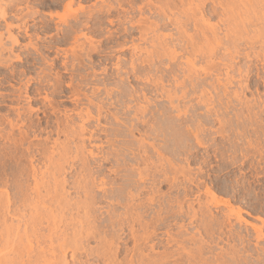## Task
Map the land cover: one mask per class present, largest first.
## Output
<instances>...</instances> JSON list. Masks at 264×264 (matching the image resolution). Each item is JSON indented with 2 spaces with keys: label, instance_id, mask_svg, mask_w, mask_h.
<instances>
[{
  "label": "rangeland",
  "instance_id": "374dc122",
  "mask_svg": "<svg viewBox=\"0 0 264 264\" xmlns=\"http://www.w3.org/2000/svg\"><path fill=\"white\" fill-rule=\"evenodd\" d=\"M71 1H73L72 5H70ZM185 1L187 3L184 2L186 5L185 8L188 7L187 5L190 6V4V8H192L200 0ZM261 1L264 0H260L259 2L262 3ZM148 3L149 0H57V2L56 0H24L20 3L22 10L19 9V12H17V9L14 7L15 10L13 9L12 14L9 16L11 19L7 18L6 20L8 22L7 25H11L10 33L13 30L14 33L12 32V34L16 35L19 33L18 36H20V44L15 47L7 39L9 33L8 30H5L7 29V25H5L6 21H0V35H4V37L1 36L4 43L0 40L2 42L0 43V48L3 47V49H0V178L6 181L9 179L10 184H8L10 187L8 185L7 191L13 199L17 198V195H14V193L18 192L19 194L21 185L30 184L31 189L34 187L32 185L36 182L32 176L34 175L32 174L34 169L38 173L44 172V170L47 172L45 168L49 166L48 158L43 153L46 152L48 154V152H53L55 149L57 156L55 154L54 157L57 158L59 156L56 148L61 147L60 145H63L65 142L66 144L64 146L70 144L71 147L68 146L70 149L67 148L71 152L68 155L66 154L68 156L67 159L63 158L65 161L63 159L61 160L63 173H60V177L66 182L64 185L66 195L69 197L68 199L71 203L76 204L79 202V199L83 201L82 198H84L83 190H81L84 183L82 185L80 184L83 179L82 177L91 174L90 172L83 171L81 165H83V161L85 160L87 165L90 163V166L86 167L92 170L93 178L90 175V179L87 180L92 181L95 179L93 183L89 182L90 185L95 184L94 187L89 186L93 188V192H90H92V197L94 195L93 200L95 199L91 203V205L94 203L92 205L93 208H87L93 210L90 209L91 215L88 218L83 217L88 210L85 211L86 208L84 210L83 206H80L78 210L74 206L76 209H72V207L70 210L68 208L66 210L64 209L66 214L63 211L64 216L61 217L64 220L61 223V228L62 230L67 229L68 236H73L74 233L76 235L78 231L80 235L81 231L83 233L84 230L86 232L87 228L93 227L91 229L92 233L90 232L91 238L88 237L89 240L84 238L82 240L84 244L81 241L83 244L82 248L81 243L77 246L76 258H80L81 260L79 259L78 261L83 264H105L103 262L106 260L103 255L105 251L102 250V247L104 246L106 248L105 246L107 244L109 246L110 243H113L114 249L119 248L117 250L118 258L116 257L117 259H115V261L120 260L119 262H124L126 260L125 258H129V261H127L128 259L125 261L127 263L130 262V259L138 262L147 261L145 259L137 260L135 255L134 258L132 257L133 252L135 253L137 249L139 251V248H141L144 252L141 250L142 253L137 251L139 253H137L139 255L137 258H142L140 255L143 253L146 257L147 254H156L158 256L157 258L155 255H150V259L155 257L152 260L148 259L149 255L146 258L148 261L154 262L153 260L155 259L157 261L169 255V260H165V262H171L170 260H172V263L166 262L167 264H264V238H257L256 230L254 231V229L260 228L264 234V35L260 34V38L257 39L254 36L260 28H264V23L261 21L262 25L259 24L261 26L259 28L258 24V26L255 25L258 23L257 21H254V25L250 23L251 21L249 23L245 22L246 28H249L252 34L250 31V34L247 33L248 29H246L245 33L248 35H244L245 33L243 32L242 37H245H243L241 42L239 40L237 41L239 46L242 45L238 47L241 51L237 49L240 51L237 53L234 51V48L230 47L233 50L230 49L231 51L227 53L224 48H228L231 43L229 45L226 44L230 40L225 39V25H222L224 23L220 22L218 17H215V19L210 18L212 19H209V22H211L210 25H218V28L221 29V31L218 29L219 33L217 32V34L219 35H217V38L223 41L219 45H216L217 47L214 46V53L212 55L210 54L212 51L208 53L207 51L206 53L202 52L201 54L198 52L199 54L195 53L194 55L191 54V46L188 47L186 42L188 36L184 39L186 41L183 40L187 45L185 46L184 43L183 48L181 47L182 44L180 43L182 41H180V36L177 34L179 32L176 29L177 26L168 22V24L163 23L166 24L164 26L159 24L160 15L158 16L157 11L172 6V10L174 9L175 12L170 9V14L173 12L172 16L176 17L180 15L177 14L180 11L178 12L176 7L178 6L181 11L184 9L180 0L163 2L152 0V7L150 6V8L149 5L151 3ZM235 3H237L236 0ZM239 3L243 5L242 2ZM174 5L175 7H173ZM209 5L211 4L209 3ZM108 7L110 8L109 11ZM111 7L113 8L112 10ZM102 8L106 11H100ZM150 9L152 10L151 12ZM20 10L23 15L27 12L33 13V15H29L31 17H28L27 14V16L22 15L25 17L22 20L21 14H18ZM14 12H17L15 16L18 17L15 18ZM75 13L84 21L83 23L79 21L80 18H77V21L74 20L76 19L74 18L76 16ZM89 13L92 15L91 17ZM258 13L257 15L259 16L264 12ZM84 16L87 17L86 21V17ZM257 17L253 16L252 21ZM18 18L19 20L17 21ZM146 18L148 19L145 20ZM140 21L150 24L159 21V27L161 26L163 29L158 27V31H156L161 35L159 34V36L155 34L157 32H152L165 41H168L167 43L170 49L173 47L176 48L174 50L176 58H172L173 61L169 60L171 56H164L158 62L156 61L157 59L154 60V66H158L157 64H159L158 67L155 66L156 70L153 69L152 62L150 65H148L149 62L147 64V61L146 63H142L144 59H148V56L151 55L154 50L152 48L157 45L158 41L152 39L155 36L151 33V30L148 31L149 36L147 35V41H144L147 37H142L140 31L141 25L143 27L144 25L138 23L140 26L139 30V26L136 24V22ZM162 21L161 19V23ZM76 22L80 24L77 25ZM87 22L92 26L89 25L87 28H84L86 27L84 23L87 24ZM134 22L135 24L131 25ZM247 23L253 25L252 29H255L254 26L256 28L258 27L255 34L254 30L252 32L251 25L249 26ZM16 24L18 27L14 26ZM192 24L188 27L190 31L187 30V35L189 34L190 37L196 33L194 32L195 28H193L194 26ZM23 26L29 28L27 29L25 27L24 29ZM88 27H91V29ZM21 28L25 31L27 29V35ZM70 28L71 32H75L74 35H70ZM162 34L165 35V38ZM175 36L180 40L176 41ZM220 37H223V39ZM151 39L155 40L153 43H156H152L153 47L150 44ZM188 39L190 40L191 38ZM174 41L178 45L174 44L173 47L170 46V43ZM91 42L92 44H90ZM82 45H86L83 50ZM204 45L203 48L205 47ZM184 46L187 49H184ZM85 47H88L87 50ZM169 48L167 49L169 50ZM181 49H184V51ZM232 51L235 52V55L238 54V58L233 56L234 54H231L233 53ZM169 52L173 51L170 50ZM239 53L243 54V56L239 55ZM226 55L228 57L232 55V57L228 58ZM229 59L235 60H233L235 67H227L233 63L231 60L230 64ZM188 62H190L189 65H193H190L191 67L189 69L192 70L194 75L192 80H197L198 87H196L197 84L195 81L193 83L187 77L189 74L188 70L186 71L187 66L189 67L187 65ZM132 63L136 65L133 67L131 66ZM167 63L170 65L168 64V66ZM211 66L212 69L210 70L212 71L209 73ZM247 66H249V70ZM159 67L160 69H157ZM239 67H242L241 69L243 71L240 70V72ZM195 68L199 73L194 72ZM234 68L239 72H236ZM245 69L247 72L244 71ZM184 71L187 73H184ZM204 72L206 73L204 74ZM227 73H230V76ZM242 73L245 74L242 75ZM250 73L253 74L251 75ZM227 77H233L234 79L229 78L230 81ZM241 77L246 80L249 78L251 81L248 79L245 83L246 80L243 79L244 81H241ZM216 79H218L220 84H217ZM236 79L241 81L240 84H243V82L245 84L241 86ZM157 81H159L158 84H156ZM178 81L183 84L186 82L184 87L188 91L185 94V98L181 94L182 91L184 93L185 89L182 85L180 87ZM190 82L194 85L192 84V86ZM230 82H233L231 83L233 85L228 84ZM251 82H254L252 84L253 87ZM178 85L179 87H177ZM227 85L230 86L228 87ZM191 86L192 88L196 87V90L194 89L196 92L191 89ZM163 87L167 88L168 91H165ZM224 87L229 88V91H226L227 94L225 93L227 99L223 93L225 90L221 91ZM160 89L163 92L162 94L165 93V96L170 92V89L172 91L171 93L176 95L177 92V95L175 96L173 94L172 98L174 99L167 98L161 95V92H159ZM202 90L205 93L204 97L201 95ZM229 92H231V96H236V99H233ZM212 95L213 97H211ZM229 97L232 99L231 101H227ZM168 99L175 100L173 104L180 107V109L177 108L179 109L177 111H182L181 114L175 110L176 107L173 109V104L171 105V101ZM240 100L243 102L241 101L242 103H240ZM131 101L132 103L134 101V103L132 104ZM230 102L232 103L230 104ZM128 105H130L129 107L131 109L127 107ZM206 105L210 108H207ZM227 105L229 106L228 108ZM243 105L249 106L248 108L246 106V110L250 111L252 108L251 113L246 111ZM136 107L139 108L138 111L146 108L144 116L141 111L140 114L137 113L138 111L135 112ZM141 107L142 109H140ZM241 109H244L243 113H241ZM259 109L262 113H258ZM164 110H166V113L168 111L166 117L164 116ZM209 110H211L210 113ZM133 111L138 115H134L135 113ZM255 111H257L256 114H254ZM81 112H83V115L89 113L92 117L89 122L86 120L87 118L84 119L87 121L85 122L86 129L89 126V130L87 129L84 135L87 136L88 134V136H77L78 139L75 136V140H72L73 136H68L71 139L69 140L66 137L68 133L66 131L62 133V130H70L71 128L78 129L75 124L80 126L83 123V118H81L83 116L80 115ZM157 112L163 113L157 114ZM118 114L119 116L122 114L120 116L122 118ZM114 115L118 116L120 120L124 119L122 121L123 124H126H124L125 127H129L134 122L132 119L134 117H141L142 119L144 117L146 123L143 124L144 126L140 123V127L134 128V132L132 130L133 133H131L130 131H126L127 129L125 130L122 123L119 122V124L115 121ZM166 121L172 125L170 124L171 126H169ZM67 122L71 123V125L73 124L74 128L71 125L69 126ZM164 122L166 123L165 126ZM199 122L201 131H197L199 133V137L197 138L199 140H197L196 136L198 134L194 131V128H200L198 125ZM121 124L122 126H120ZM192 124L198 126H191ZM166 125L175 128L173 129L175 131L173 132L170 128H167L169 129V132H167L165 130ZM117 127L123 128H119L121 129L119 132L122 131V133L116 136L114 135V131ZM151 128H154L156 131ZM150 130L156 132L155 134L163 133L155 135ZM158 130H164L165 133L164 131L158 132ZM90 132L95 134L91 135ZM147 133H151V135ZM195 134L197 135L195 136ZM89 137L95 139L93 140L94 142ZM79 139L86 144L79 147L80 143L83 144L78 141ZM76 140L78 141L77 144ZM127 144H131L129 146H133L135 149L128 148ZM76 145L79 149L84 146L86 147L83 148L86 150L84 152L87 153V158L85 155L83 156L85 160L81 159L83 149L80 151L81 154L77 150L78 147L75 148ZM138 147L141 148L137 150ZM139 151H145L146 155L144 152H141L142 156L145 157H142ZM132 152H134V155H137L134 157ZM78 153L81 155L79 156ZM79 171H81L80 176H78ZM82 173L87 174L83 176ZM163 173L169 175L164 176ZM38 176L37 178L40 179L41 175ZM142 176L146 177H143V179L141 178ZM78 177H80V181ZM168 177L170 178L169 181ZM14 180L15 182L17 181L15 183L16 188L13 186ZM77 180L80 182H78L79 184ZM12 182L13 184L11 185ZM136 182L137 184L139 183L138 186ZM131 183L136 185V187ZM78 186L79 188L81 187L80 190ZM1 187L0 193L3 194L6 189L4 190ZM207 190H210V193H207ZM179 201L184 203L183 205L181 203L184 209L182 215L177 213V211L180 212L178 208ZM130 205L134 208L129 209L131 207ZM188 206H191L190 210ZM206 206L209 207L210 212ZM202 210L206 215L202 213ZM194 212L195 214L197 213L195 216L193 214ZM237 213L241 214L239 215V217L241 216L240 218ZM158 214L162 215V222ZM228 214L230 215V219ZM118 216H120L121 220ZM206 216L207 218H205ZM78 217H81V219ZM114 217L118 218V221L123 224L116 222L117 219ZM132 217L133 219H131ZM112 220H114L113 224ZM156 220L157 223L161 224L155 225ZM105 221L109 223L105 224ZM110 222L111 229L108 226ZM67 223L70 225L68 226ZM114 223H117V225L115 224L114 226ZM145 225L148 226V229ZM44 226L46 227V225ZM143 226L146 230L143 229ZM77 227L79 229L78 231H76ZM152 228H155V235H153ZM73 229L75 232L72 231ZM156 229L158 230L157 232ZM70 230L72 233H69L71 232ZM143 230L144 232L151 231L153 234L150 232V236L148 233L147 238L153 237V240L152 238L150 240L145 239L146 241L148 240V242H145V240H142L144 238L143 235L140 236V238H143L139 240L137 236L142 233L146 237L147 232L144 233ZM98 231H101L102 234ZM131 232H133V236L137 235L136 238L132 237ZM134 238L140 242L134 241ZM101 241L102 243H100ZM135 242L137 244L135 245L136 247L141 242L143 245L139 248L137 247L135 250V246H133ZM151 245H155L154 248L152 246L151 249ZM123 250H128L132 258L128 255V251H125L126 253L124 252L123 254ZM164 251L170 254L165 253L166 255L162 257ZM66 252L67 260L72 264L71 249H68ZM119 252L122 253L120 254ZM171 253L173 254L171 255ZM126 255L129 257H126ZM194 257L195 259H193ZM123 258L124 261H121Z\"/></svg>",
  "mask_w": 264,
  "mask_h": 264
},
{
  "label": "bare ground",
  "instance_id": "6f19581e",
  "mask_svg": "<svg viewBox=\"0 0 264 264\" xmlns=\"http://www.w3.org/2000/svg\"><path fill=\"white\" fill-rule=\"evenodd\" d=\"M24 0H0V21L2 20V21H6L7 20V18H9V16H10V14H12V12H13V9L15 10V8L17 9V12H19L18 10L19 9H21L22 10V8L20 7V3L21 2H23ZM163 1H172V0H157V2H163ZM199 1V0H198ZM242 2L243 3V5H240V3L239 2ZM244 1V2H243ZM236 0V2L237 3H235V0H200L199 1V3L198 4H196L195 5V7H192V8H190L191 7V4H190V6L189 5H187L188 7H186L185 8V3H186V1L185 0H180V2L183 4V10L181 11L179 8H178V6L176 7L177 8V10H178V12L180 11V13H177V14H180V15H177L176 17H174V16H172V13L173 12H175L174 11V9L172 10V6H169L167 9H165V8H162L161 10H158L157 12H158V16L160 15V17H162V18H160L159 17V19H160V22H159V24L161 25H166V24H168V23H172V24H174L175 26H177L176 27V29H177V31H179L177 34H179V38L181 39H177L178 38V35H177V38H176V36H175V40L176 41H178V40H180V41H182V43H180V44H182L181 45V47L183 46V44L185 43L184 41H186V40H184L185 38H187V36H188V38H191L190 40L187 38V44H188V47L189 46H191V48H192V51H191V54H194L195 55V53H198V52H200V54L202 53V52H204V53H206V51H207V53L208 52H211L210 54L212 55V53H214L213 51H214V46H216V45H219L220 44V42L221 41H223V40H219L217 37V35H219V34H217V32L220 30L221 31V29H219L218 28V25L216 26L215 24L214 25H210L211 24V22H209V19L210 18H214L215 19V17H218V19L220 20V22H222V23H224V24H222V23H219V24H222V25H225L224 26V30L226 31L225 32V34H226V38L225 39H228V40H230V41H228L227 42V40H226V44H228L229 45V43H231L230 44V46L228 47V48H224L225 49V52H227V53H229L231 50H233V49H231V48H234V51L235 52H240L241 51V49L240 48H238V47H241V46H239V44H237L238 42V40L241 42V40L243 39V37H245V36H243L242 37V33L244 32L245 33V31H246V29H248V32L247 33H249V31H250V29L249 28H246V23L245 22H250L251 24H253L254 25V21H257L258 23H256L255 25L256 26H258L259 24L260 25H262V22L264 23V18H262V17H264V1H261L262 3H260L259 1L260 0H253V1H251V0ZM56 2H57V0H56ZM59 2V1H58ZM185 2V3H184ZM254 2V3H253ZM60 3V2H59ZM149 3H151L150 5H149V8H150V6L152 7V0H149ZM148 3V4H149ZM209 3L211 4V5H209ZM56 4H58V3H56ZM73 4V1H71V3H70V5H72ZM181 4V5H182ZM187 4V3H186ZM236 4V5H235ZM22 6V5H21ZM67 6V5H66ZM236 6H238V7H236ZM15 7V8H14ZM155 7V6H154ZM173 7H175V5L173 6ZM109 8V7H108ZM175 8V9H176ZM188 8V9H187ZM220 8V9H219ZM113 8L111 7V10H112ZM139 9H142V8H139ZM153 9V8H152ZM170 9L173 11V12H171V14H170ZM21 10H20V13H18V14H21V16L23 15L22 13H21ZM24 10V9H23ZM35 10V9H34ZM70 10V9H69ZM101 10H103V8L102 9H100V11ZM110 10V8L108 9V11ZM154 10H157V9H154ZM36 11V10H35ZM103 11H106V10H103ZM107 11V12H108ZM152 10L150 9V12H151ZM17 12L14 14V16L17 14ZM37 12V11H36ZM140 12H142V11H140ZM257 12H259V13H263V14H260L259 16H261L260 18H259V16L257 15ZM24 13H26V12H24ZM110 13V12H109ZM155 13V12H154ZM258 13V14H259ZM27 15H28V17H31V16H29V15H33V13L31 14L30 12H27L26 13ZM23 15V16H27V15ZM35 14V13H34ZM77 13H75V15H76ZM90 14V13H89ZM175 15V14H174ZM250 15H252V16H250ZM263 15V16H262ZM11 16H13V15H11ZM21 17L22 18V20H24L23 18H25V17ZM35 16V15H34ZM76 16H78V15H76ZM74 17V18H76V19H74L75 21H77L80 17L78 16V17ZM92 15L90 14V17H91ZM156 16V15H155ZM179 16V17H178ZM253 16L255 17H257L255 20H253L252 21V18H253ZM16 17H18V16H15V18ZM20 17V16H19ZM33 17V16H32ZM84 17H86V16H84ZM88 17H89V15H88ZM209 17V18H208ZM12 18H14V17H12ZM20 18V19H21ZM78 18V19H77ZM208 18V19H207ZM9 19H11V18H9ZM8 19V20H9ZM81 19V18H80ZM79 19V21H82V19L80 20ZM86 19H87V17L85 18V21H86ZM148 18H146L145 20H147ZM161 19L164 21H162V23H161ZM217 19V18H216ZM19 20V18L17 19V21ZM28 20V19H27ZM144 20V19H143ZM210 20H212V19H210ZM218 20V21H219ZM78 21V22H79ZM88 21H90V19H88ZM262 21V22H261ZM15 22V21H14ZM20 22H21V20H20ZM19 22V23H20ZM78 22H76L77 23V25H79L78 24ZM84 21H82V23H83ZM147 22H149V21H147ZM158 22L156 23V22H154V23H143V22H136V24L138 25V23H141V24H143L144 25V27L141 25V30L139 29L140 28V26L138 27V29L141 31V33H142V37H147V35H148V31H150L151 30V33L152 34H154L153 32H157L158 31V27H159V24H158ZM168 22V23H167ZM261 22V23H260ZM6 24L5 25H7V21L5 22ZM163 23H166V24H163ZM192 23H194V24H192ZM247 23V25H251V24H248ZM1 24V23H0ZM12 24H13V22H12ZM15 24V23H14ZM22 24H23V21H22ZM135 24V22L133 23V24H131V25H134ZM190 24H192L194 27L193 28H195V30H194V32H196L195 33V35L194 36H189V34L187 35V30H189L188 29V27L189 26H191ZM258 24V25H257ZM4 25V26H5ZM84 25H86V27H84V28H87V26H89L90 24L87 22V24H85L84 23ZM253 25H251V29H252V26ZM259 25V28L261 27ZM264 25V24H263ZM14 26H17V24L16 25H14ZM76 26V25H75ZM90 26H92V25H90ZM171 26V25H170ZM249 26H247V27H249ZM256 26H254V28L255 29H252V32H253V30H254V34H255V31H257V28H256ZM3 27V26H2ZM18 27V26H17ZM20 27V26H19ZM24 27V29H25V27L26 26H23ZM72 27V26H71ZM79 27V26H78ZM77 27V28H78ZM81 27H82V24H81ZM134 27H137V26H134ZM134 27H132V28H134ZM226 27V28H225ZM264 27V26H263ZM6 28V27H5ZM27 29L29 28V27H26ZM74 28H76V27H74ZM80 28V27H79ZM83 28V27H82ZM89 28V27H88ZM131 28V29H132ZM159 28H162L161 26L159 27ZM217 28V29H216ZM14 29V28H13ZM22 29V28H21ZM24 29H22V30H24ZM27 29H26V31H27ZM73 29V28H72ZM89 29H91V27L89 28ZM163 29V28H162ZM219 29V30H218ZM5 30H8V33H9V35L6 37L7 39H8V41H10L9 43H11V45L13 46V47H15V46H17V45H19L20 44V39H19V37L20 36H18V34H16V35H14V34H12V32H13V30H12V32L10 33V30H11V25L10 24H8L7 25V29H5ZM20 30V29H19ZM132 30H134V29H132ZM135 30H137V29H135ZM157 30V31H156ZM160 30V29H159ZM217 30V31H216ZM25 31V30H24ZM25 31V32H26ZM73 31V30H72ZM74 31H75V29H74ZM153 31V32H152ZM190 31V30H189ZM5 32H7V31H5ZM21 32V31H20ZM70 32H71V28H70ZM69 32V33H70ZM14 33V32H13ZM22 33V32H21ZM68 33V34H69ZM71 33H73V32H71ZM70 33V35H74V33L73 34H71ZM219 33V32H218ZM243 33V34H244ZM247 33H245L244 35H248ZM250 33H251V31H250ZM249 33V34H250ZM3 34V33H2ZM155 34H158V32L157 33H155ZM154 34V36H155V38L153 37V35H152V39H156V41H158L157 42V45L156 46H154V48H152V49H154L153 51H152V53H151V55L150 56H148V59L146 60V59H144V62H142V63H146V61H147V64H148V62H149V64L148 65H150V63L152 62V64L154 63L155 64V62H153L154 60H156L157 62H158V60H161L162 59V57H164V56H171L170 58L171 59H169L170 61L172 60V58L173 59H175L176 58V55H175V47H173L174 46V44H177V43H175L176 41H174L173 43H170L171 45L170 46H172L173 48V50L172 49H170L169 48V46H168V41H165L163 38H160L159 36L161 35L160 33V35L158 36V35H155ZM225 34H224V37H225ZM252 34V33H251ZM259 36H258V35ZM260 34H262V35H264V28H260L259 30H258V33L256 32V34L254 35L255 37H256V39L257 38H260ZM26 35H27V32H26ZM151 35V34H150ZM163 35V34H162ZM193 35V34H192ZM2 35H0V40L3 42L4 40H2L1 38L2 37H4V35L1 37ZM140 36V37H141ZM149 36V35H148ZM164 36V38H165V35H163ZM173 36V35H172ZM253 36V35H252ZM67 37H69V36H67ZM72 37V36H71ZM77 37V36H76ZM76 37H74V38H76ZM141 37V38H142ZM162 37V36H161ZM171 37V36H170ZM251 37V36H250ZM262 37V36H261ZM40 38V37H39ZM73 38V39H74ZM221 38V37H220ZM263 38V37H262ZM30 39V38H29ZM147 39H148V37L146 38V40L144 39V41H147ZM150 39V38H149ZM151 39V43H150V41H149V43L152 45V43H153V41L155 42V40H152ZM166 42H164L163 40ZM170 39H172V38H170ZM169 39V40H170ZM221 39H223V37L221 38ZM252 39V38H251ZM255 39V38H254ZM253 39V40H254ZM74 40H76V39H74ZM162 40V41H161ZM184 40V41H183ZM189 40V41H188ZM245 40V39H244ZM77 41V40H76ZM75 41V42H76ZM172 41V40H171ZM225 41V40H224ZM261 41V40H260ZM259 41V42H260ZM2 42H0V43H2ZM78 42V41H77ZM252 42V41H251ZM4 43V42H3ZM222 43V42H221ZM254 43V42H253ZM257 43V42H256ZM262 43V42H261ZM264 43V42H263ZM90 44H92V42L90 43ZM118 44H120V43H118ZM153 44H156V43H153ZM173 44V45H172ZM186 43H185V46L187 45ZM205 44V45H204ZM29 45V44H28ZM178 45V44H177ZM203 45L205 46L204 48H203ZM238 45V46H237ZM3 46H5V44H3ZM6 46H7V44H6ZM11 46V47H12ZM84 46H86V45H82V50L84 49ZM91 46V45H90ZM90 46H88V47H90ZM166 46H168L167 48H169V50L166 48ZM184 46V47H185ZM10 47V46H9ZM10 47V48H11ZM12 47V48H13ZM81 47V46H80ZM87 47V48H88ZM91 47H93V46H91ZM152 47H153V45H152ZM217 47V46H216ZM231 47V48H230ZM24 48V47H23ZM27 48V47H26ZM86 48V47H85ZM87 48H86V50H87ZM178 48H180V47H178ZM183 48V47H182ZM206 48V49H205ZM0 49H3V47L2 48H0ZM184 49H187V47H185ZM184 49H181V50H183L184 51ZM223 49V50H224ZM231 49V50H230ZM240 50V51H238V50ZM90 50H92V48H90ZM173 51V52H169V51ZM237 50V51H236ZM262 50V49H261ZM10 51H12V50H10ZM38 51V50H37ZM85 51V50H84ZM182 51V52H183ZM187 51V50H186ZM252 51V50H251ZM13 52V51H12ZM177 52V51H176ZM190 52V51H189ZM188 52V53H189ZM233 52V51H232ZM235 52H233V53H231L232 55L235 53ZM180 53V52H179ZM203 53V54H204ZM190 54V55H191ZM199 54V53H198ZM226 54V53H225ZM224 54V55H225ZM205 55V54H204ZM232 55H231V57H232ZM237 55L238 54H234L233 56H235V57H237ZM239 55H242L243 56V54H240L239 53ZM206 56V55H205ZM227 56V55H226ZM259 56V55H258ZM211 57V56H210ZM228 57V56H227ZM231 57H228V58H231ZM204 58V57H203ZM207 58H208V55H207ZM212 58V57H211ZM228 58H226V59H228ZM238 58V57H237ZM242 58V57H241ZM236 59V58H235ZM240 59V58H239ZM188 60V59H187ZM232 60V61H231ZM233 60L234 59H229L228 61L230 62H233ZM237 60V59H236ZM242 60V59H241ZM173 61V60H172ZM190 61V60H189ZM206 61H207V59H206ZM211 61V60H210ZM224 61V60H223ZM235 61V60H234ZM239 61V60H238ZM164 62V61H163ZM231 62H230V64H231ZM135 63V62H134ZM162 63V62H161ZM189 63L190 62H188L187 63V65H189ZM209 63V62H208ZM213 63H214V61H213ZM228 63V62H227ZM154 64H153V69H155L156 70V67H158L159 66V64H157L158 66H154ZM162 64H164V63H162ZM169 63H167V65H168ZM224 64H226V63H224ZM223 64V65H224ZM134 65H136V64H134ZM134 65H133V63L131 64V66H133L134 67ZM147 65V66H148ZM170 65V64H169ZM168 65V66H169ZM186 65V66H187ZM191 66H193L192 64H190ZM189 65V67L187 66V69H186V71L188 70V72H189V74H188V79H191L192 80V77L194 76L193 75V72H192V70L191 69H189L191 66ZM212 65V64H211ZM219 65V64H218ZM160 66H163V65H160ZM216 66V65H215ZM235 67V62H233L230 66H227V67ZM237 66V65H236ZM132 67V68H133ZM136 67V66H135ZM155 67V68H154ZM172 67V66H171ZM232 67V68H233ZM248 67V70H249V66H247ZM151 68H152V66H151ZM193 68V67H192ZM219 68V67H218ZM240 69H239V71L241 70V71H243L241 68L242 67H239ZM244 68V67H243ZM157 69H160V67L159 68H157ZM210 69H212V66L209 68V73H210V71H212V70H210ZM217 69V68H216ZM234 69H236V68H234ZM247 69V68H246ZM246 69L244 70V71H246ZM137 70V69H136ZM215 70V69H214ZM132 71H134V70H132ZM186 71H184V73H187ZM207 71H208V69H207ZM206 71V72H207ZM228 71H229V69H228ZM231 71H232V69H231ZM233 71H235V70H233ZM238 70L236 69V72H237ZM238 71V72H239ZM240 71V72H241ZM251 71V70H250ZM136 72V71H135ZM134 72V73H135ZM191 72V73H190ZM195 73L197 72V70H196V68H195V71H194ZM206 72H204V74L206 73ZM236 72H233V73H236ZM247 72V71H246ZM245 72V73H246ZM251 72H253V71H251ZM197 73H199V72H197ZM245 73H242V75H244ZM257 73V72H256ZM190 74H191V76H190ZM220 74V73H219ZM222 74V73H221ZM228 74V73H227ZM248 74V73H247ZM246 74V75H247ZM251 74V73H250ZM249 74V75H250ZM253 74V73H252ZM251 74V75H252ZM187 75V74H186ZM211 75V74H210ZM213 75V74H212ZM245 75V76H246ZM255 75V74H254ZM189 76H190V78H189ZM198 76V75H197ZM227 76V75H226ZM226 76H225V78H226ZM228 76H230V73L228 74ZM258 76H260V75H258ZM186 77V76H185ZM184 77V78H185ZM220 77V76H219ZM246 77H248V76H246ZM245 77V78H246ZM250 77V76H249ZM256 77V76H255ZM194 78V77H193ZM196 79H199V78H197V77H195ZM228 78V77H227ZM230 79L231 78H233V77H229ZM228 78V79H229ZM242 78V79H241ZM240 79H241V81L244 79L243 77H241ZM256 78H259V77H256ZM187 79V78H186ZM228 79H225V80H228ZM229 79V80H230ZM234 79V78H233ZM248 79L249 78H247V80L246 79H244V80H246L245 81V83L248 81ZM252 79V78H251ZM178 80V79H177ZM191 80H189V81H191ZM215 80V79H214ZM213 80V81H214ZM217 80V84L219 83V81H218V79H216ZM219 80H221V78H219ZM224 80V79H223ZM236 80H238V79H236ZM243 80V81H244ZM250 80V79H249ZM260 80V79H259ZM161 81V80H160ZM193 81V80H192ZM194 81H195V83H196V81L197 80H195L194 79ZM194 81H193V83H194ZM231 81V80H230ZM234 82H236L235 80H233ZM239 81V80H238ZM241 81H239V84H240V82ZM251 81V80H250ZM257 81V80H256ZM156 82V81H155ZM158 82L159 81H157V83L156 84H158ZM184 82V81H183ZM221 82V81H220ZM223 82V81H222ZM226 82H229V81H226ZM154 83V82H153ZM178 83H179V81H178ZM186 83V82H185ZM184 83V84H185ZM192 83V84H193ZM198 83H199V81H198ZM231 83H233V82H230V83H228V84H231ZM244 82H243V84H245ZM249 83V82H248ZM254 83V82H253ZM252 82H251V85L253 84ZM256 83V82H255ZM177 84V83H176ZM183 83H179V85H180V87H181V85H182V87H184L185 85H184ZM190 84H191V82H190ZM191 84V85H192ZM197 84V83H196ZM195 84V85H196ZM220 84V83H219ZM226 84V83H225ZM224 84V85H225ZM236 84H238L237 82H236ZM238 84V85H239ZM243 84H240L241 86H243ZM258 84V83H257ZM179 85L177 86V87H179ZM194 85V84H193ZM192 85V86H193ZM212 85V84H211ZM231 85H233V84H231ZM240 85H239V87H240ZM246 85H248V84H246ZM255 85V84H254ZM163 86V85H162ZM176 86V85H175ZM192 86H191V89H195L196 87H198V84H197V86L195 87V88H192ZM200 86H201V84H200ZM219 86H221V85H219ZM219 86H217V87H219ZM228 86V85H227ZM230 86V85H229ZM228 86V87H229ZM237 86V85H236ZM257 86V85H256ZM158 87V86H157ZM228 87H224L223 88V90H221V91H224L223 93L225 94L226 93V91L229 89ZM238 87V88H239ZM246 87V86H245ZM252 87H253V85H252ZM159 88H160V86H159ZM164 89H165V91H168V89L167 88H165V87H163ZM173 88V87H172ZM214 88V87H213ZM219 88H222V87H219ZM231 88V87H230ZM244 88V87H243ZM162 89V88H161ZM161 89L159 90V92H161V95L163 96L164 94H162L163 92L161 91ZM181 89V88H180ZM184 89L186 90V87H184ZM237 89V88H236ZM158 90V89H157ZM163 90V89H162ZM185 90H184V93H183V91H182V93L181 94H183V96H184V98H185V94H187V91L188 90H186V92H185ZM196 90V89H195ZM194 90V91H195ZM164 91V90H163ZM164 91V92H165ZM170 92H166L167 93V95L165 96V97H167V98H171V99H174V98H172L173 97V94L174 93H171L172 91H171V89L169 90ZM179 91V90H178ZM193 91V92H194ZM210 91H211V89H210ZM215 91V90H214ZM229 91V90H228ZM196 92V91H195ZM207 92V91H206ZM236 92L238 93V91L236 90ZM216 93V92H215ZM242 93V92H241ZM244 93V92H243ZM207 94V93H206ZM209 94H211V93H209ZM217 94V93H216ZM227 94V93H226ZM226 94H225V96H226ZM229 94H230V96H231V92H229ZM234 94V93H233ZM175 95V94H174ZM176 95H177V92H176ZM175 95V96H176ZM188 95H190L189 93H188ZM187 95V96H188ZM203 97H204V95H205V93L203 92V90H202V94H201ZM201 95H200V97H201ZM235 95V94H234ZM236 95H238V94H236ZM174 96V97H175ZM182 96V95H181ZM182 96V97H183ZM238 96H240V95H238ZM237 96V98H239ZM177 97H179V96H177ZM211 97H213V95L211 96ZM211 97H210V99H211ZM216 97V96H215ZM224 97V96H223ZM231 97H233V95L231 96ZM236 97V96H235ZM235 97H233V99L235 98ZM202 98V97H201ZM200 98V99H201ZM208 98H209V96H208ZM207 98V99H208ZM171 99H168V100H170L171 101V105L173 104V103H175L173 100H171ZM180 99H182V98H180ZM180 99H177V100H180ZM213 99V98H212ZM226 99H227V96H226ZM229 100H227V101H231L232 99H230V97L228 98ZM236 99V98H235ZM246 99V98H245ZM185 100V99H184ZM209 100V99H208ZM135 102H136V100H134ZM134 101H133V103H134ZM138 101V100H137ZM173 101V102H172ZM207 101V100H206ZM210 101V100H209ZM208 101V102H209ZM238 101V100H237ZM242 100H240V103H242L241 102ZM233 102V101H232ZM232 102H230V104L232 103ZM239 102V101H238ZM246 102V101H245ZM264 102V101H263ZM131 103H132V101H131ZM131 103H128V104H131ZM132 103V104H133ZM227 103V102H226ZM225 103V104H226ZM138 104V103H137ZM204 104H206V103H204ZM229 104V105H230ZM245 104V103H244ZM247 104V103H246ZM210 105V104H209ZM241 105V104H240ZM249 105V104H248ZM248 105H246L247 106V108L249 107ZM263 105V104H262ZM101 106V105H100ZM130 105H128L127 107L128 108H130L131 109V107H129ZM132 106V105H131ZM173 107V109H175V107H176V111L178 110L179 111V109H180V107L179 106H176V104L174 105H172ZM205 106V105H204ZM207 106V108H210L208 105H206ZM210 106H212V105H210ZM244 106V105H243ZM246 106H244L245 107V110L247 109L246 108ZM98 107V106H97ZM133 107V106H132ZM229 106L227 105V108H228ZM243 107V108H244ZM101 109H102V107H100ZM100 108H98V110H100ZM177 108H179V109H177ZM138 109L139 108H137L136 107V111L135 112H137L138 111ZM140 109H142V107L140 108ZM214 109H216V108H214ZM254 109H256V108H254ZM261 109V108H260ZM260 109H259V111H258V113L260 112ZM123 110H124V108H123ZM129 110V109H128ZM222 110V109H221ZM251 110H252V108H251ZM250 110V111H251ZM101 111V110H100ZM100 111H98V112H100ZM130 111V110H129ZM141 111V110H140ZM140 111H138L137 113H139L140 114ZM145 111H146V108L144 109V110H142L141 112H142V114H143V116H144V113H145ZM162 111V110H161ZM177 111V112H178ZM181 111V110H180ZM210 111L211 110H209V113H210ZM217 111V110H216ZM223 111V110H222ZM225 111V110H224ZM238 111V110H237ZM236 111V112H237ZM241 113H243V111H244V109L242 110L241 109ZM246 111H249V110H246ZM249 111V113H251ZM263 111V110H262ZM134 112V111H133ZM134 112V113H135ZM164 112H165V117H166V114H168V111H167V113H166V110H164ZM208 112V111H207ZM221 112V111H220ZM253 112V111H252ZM256 112L257 111H255V113L254 114H256ZM82 113V114H81ZM80 113V115H82L83 117H81V118H83L82 120H83V123H82V121H80L81 123H82V125H80V126H78V125H76L75 124V126L76 127H78V129H75L74 128V126H73V124L71 125V123H69V122H67V123H69V126L71 125V126H73V128L74 129H70L69 128V126H68V124H67V126H68V128L70 129V130H62V133H64L65 131H66V133H68L67 134V136L66 137H68V136H73L72 137V140L74 139L75 140V136H76V138H77V136L78 137H83V136H86V135H84V132H87L86 130L88 129L89 130V126L87 127V129H86V126H85V122H89L90 121V118H92L90 115H89V113H87V114H84L83 115V112H81ZM120 113V112H119ZM158 113H160V114H162L163 112H157V114ZM170 113V112H169ZM179 114H181L182 113V111L181 112H178ZM227 113V112H226ZM238 113V112H237ZM260 113H262V112H260ZM100 114V113H99ZM98 114V116H100ZM117 114V113H116ZM115 114V115H116ZM156 114V113H155ZM213 114V113H212ZM114 115V116H115ZM134 115H136V113L134 114ZM138 115V114H137ZM136 115V116H137ZM221 115H222V113H221ZM225 115V114H224ZM257 115H259V114H257ZM118 116H119V114H118ZM118 116H115L114 117V119H115V121L117 122V123H122L123 124V121H124V119H122V120H120V118H122V117H120V116H122V114L118 117ZM140 116V115H139ZM142 116V115H141ZM159 116V115H158ZM162 116V115H161ZM67 117H69V116H67ZM85 117V118H84ZM134 117V116H133ZM163 117V116H162ZM70 118V117H69ZM80 118V119H81ZM87 118V119H86ZM84 119H86V120H84ZM89 119V120H88ZM133 120H134V122H132L130 125H129V127L128 126H126V127H128V128H126L125 127V125L123 126L124 128H125V130L126 131H130L131 133H133L134 132V128H136V127H140V123H142V126H144L143 124H145L146 123V120H144V117H143V119L141 118V117H139V118H137V117H134V118H132ZM163 120V119H162ZM164 120H166L165 118H164ZM97 121H98V119H97ZM122 121V122H121ZM72 122V121H71ZM129 122H131L130 120H129ZM116 123V124H117ZM119 123V124H120ZM127 123V122H126ZM166 123H167V121H166ZM165 122H164V126H165V124H166ZM193 123V122H192ZM195 123V122H194ZM193 123V124H194ZM11 124V123H10ZM88 124V123H87ZM122 124L120 125V126H122ZM168 124V123H167ZM171 124V123H170ZM170 124H168L169 126H171ZM191 125V126H194V125ZM196 124V123H195ZM198 124V123H197ZM200 126V128L199 127H197V126ZM197 126L195 125L194 127H197L196 129L194 128V131H196V133H197V131L198 132H200L201 130V125H200V122H199V124H198ZM117 126H118V124H117ZM169 126H167L166 125V127H165V130H167V132H169L168 130L169 129H167V128H170V130L171 131H173V129H175V128H172V127H169ZM66 127V126H65ZM123 127H117L116 129H115V131H114V135H120V133H122V131L121 132H119ZM68 128H65V129H68ZM119 128H121V129H119ZM155 128V127H154ZM154 128H151V129H153L154 131H156ZM159 128H161V127H159ZM159 128H157V129H159ZM162 128H164L163 126H162ZM134 129V130H133ZM132 130H133V132H132ZM153 130H150V131H152V132H154ZM160 131H164V130H158V132H160ZM175 131V130H174ZM173 131V132H174ZM95 132V131H94ZM93 132V133H94ZM147 132V131H146ZM151 132V133H152ZM166 132V133H167ZM151 133H147V134H149V135H151ZM156 132H154V134H155ZM161 133H163V132H160V134ZM164 133H165V131H164ZM172 133V132H171ZM194 133V132H193ZM90 134L91 135H94V134H92L91 132H90ZM89 134V135H90ZM146 134V133H145ZM158 134V133H157ZM157 134H155V135H157ZM160 134H158V135H160ZM168 134V133H167ZM198 134V135H197ZM197 134H195V136H196V139L199 137V133H197ZM65 135V134H64ZM90 135V136H91ZM87 136H88V134H87ZM86 136V137H87ZM92 137V136H91ZM94 137V136H93ZM90 138V137H89ZM165 138V137H164ZM68 139H69V137H68ZM78 139V138H77ZM90 139H92V138H90ZM67 140V139H66ZM69 140H71V139H69ZM93 140H95V139H92V141ZM197 140H199V139H197ZM77 141V140H76ZM75 141V142H76ZM78 141H80V139L78 140ZM78 141L76 142V144L78 143ZM92 141H90L91 143H92ZM68 142V141H67ZM72 142V141H71ZM75 142H73V143H75ZM80 142H82V140L80 141ZM89 142V141H88ZM94 142V141H93ZM83 143V142H82ZM58 144V143H57ZM61 144H63V143H61ZM64 144H66L65 142H64ZM64 144L63 145H60L61 147H55L56 148V150H58L57 152H58V156L59 157H57V158H55L54 157V155L56 154V156H57V153L55 152V149L53 150V152H48V154L46 153H43L44 154V156L46 157V158H48V165L49 166H47V168H45V169H47V172H45V170H44V172L42 171L41 173H38L35 169L33 170V173L32 174H34V175H32L35 179V183L34 184H32V185H34V187L31 189L30 188V184H28L27 182V184L29 185H21V183H20V188H19V194H18V192H17V190H16V192L17 193H14V195L16 194L17 195V198H15V199H13V197H11V194H9V192L7 191V189H8V185L10 184L9 183V179L6 181V180H2L1 178H0V187L1 188H3L4 190H5V192H3V194H1L0 193V264H70L69 263V260H67V257H66V255H67V250L68 249H71V252H72V254H71V257L73 258L72 260V264H83L82 262H79L78 260L80 259V258H76L77 257V246L79 245V243H81V248L83 247V244H84V242L82 241L84 238H87L88 240H89V238H91V229L93 228H87V230H86V232H85V230H84V232L82 233V231H81V236H83V237H81L80 235H79V229H78V227L76 228L77 230L76 231H78L77 233H78V235H77V233H76V235H75V233L73 234V236H71L70 234V236H68V233L66 232L67 231V229L66 230H62V228H61V226H62V222L64 221V220H62L63 218H61L62 216H64V209L66 210V208H68L69 210L71 209V207H72V209L74 208V206H76V208L78 209V208H80V206H83L82 208L85 210V208H86V210L85 211H87V213L85 214V216H83V217H89L90 215H91V211H90V209H87V208H89V207H92V205H94V203L91 205V203L95 200H93V198H94V195H93V197H92V195H91V193L93 192L92 191V187H94V185L92 184V185H90L89 184V182H91V183H93V180L95 181V179H93L92 181H90V180H87V179H90V175L92 176V170H90V169H88L87 167L88 166H90L89 164V162H88V160H87V162L89 163L88 165L85 163V157L83 158V156L85 155L86 156V158H87V153L86 152H84V150L85 149H83L82 147L79 149V147L81 146V145H85L86 143L84 142L83 144H79V147L76 145V147L75 148H77V150L80 152V151H82V149H83V155H82V157H81V159H83V160H85V161H83V165H81L82 166V170L83 171H86V172H90L89 174L90 175H88L87 173V175L85 174V173H82L83 174V176H84V174L86 175L85 177H82L81 179H82V181H81V183L79 182L80 181V177H78V179H79V181L77 180V183L79 182L81 185H82V183H84V185H82V189H81V187L79 188V186H78V189L80 190H83V194H84V198H82L83 199V201H80V199H79V202H77L76 204H73V203H71V201L68 199L69 197H67V195H66V191H65V183L66 182H64L65 180H62V178L60 177V175L63 173L62 171V168H61V160L64 158V159H67V157L68 156H66V154L68 155L69 154V152H71V151H68V146H70V144L68 145V146H64ZM55 145H56V142H55ZM128 145V144H127ZM129 145H131V144H129ZM128 145V148L129 147H131V146H129ZM58 146V145H57ZM63 146V147H62ZM68 147V148H67ZM71 147V146H70ZM141 147H143V146H141ZM140 147V148H141ZM66 148H67V150H66ZM86 148V147H85ZM131 148H133V146L131 147ZM139 147L137 148V150H139L140 149ZM70 149V148H69ZM133 149H135V148H133ZM132 149V150H133ZM142 149H144V148H142ZM72 150V149H71ZM76 150V151H77ZM48 151H51V150H48ZM68 151V152H67ZM86 151V150H85ZM134 151H136V150H134ZM141 152H144L145 153V151H141ZM141 152L139 151V153L141 154ZM261 152V151H260ZM81 153V152H80ZM85 153V154H84ZM91 153V152H90ZM133 153V155H134V152H132ZM136 153V152H135ZM138 153V152H137ZM79 154V153H78ZM82 154V153H81ZM81 154H79V156L81 155ZM262 154H263V152H262ZM89 155H91V154H89ZM135 155H137V154H135ZM135 155H134V157H135ZM145 155H146V153H145ZM92 156V155H91ZM141 156H142V154H141ZM142 157H145V156H142ZM141 157V158H142ZM45 158V159H46ZM136 158H138V157H136ZM135 158V159H136ZM140 158V159H141ZM57 159V160H56ZM63 159V160H64ZM139 159V160H140ZM47 160V159H46ZM45 160V161H46ZM147 160V159H146ZM65 161V160H64ZM143 161H145V160H143ZM47 162V161H46ZM84 164H86V165H84ZM4 165V164H3ZM83 166H85V167H83ZM87 166V167H86ZM4 167V166H3ZM171 167H172V165H171ZM83 168H85V169H83ZM157 168V167H156ZM64 169V168H63ZM81 170V171H82ZM89 170V171H88ZM81 171H79V173H78V176H80L79 174H80V172ZM82 171V172H83ZM161 171V170H160ZM159 171V172H160ZM30 172V171H29ZM65 172V171H64ZM61 173V174H60ZM165 173V172H164ZM163 173V174H164ZM168 173H170V172H168ZM176 173V172H175ZM11 174V173H10ZM65 174V173H64ZM165 174H167V173H165ZM164 174V176H168V175H165ZM172 174V173H171ZM174 174V173H173ZM3 175V174H2ZM29 175V174H28ZM37 175H41V177H40V179H38L37 178ZM49 175V176H48ZM141 175V174H140ZM139 175V176H140ZM144 175V174H143ZM38 176V177H39ZM51 176V177H50ZM147 176V175H146ZM146 176H142L141 178H145ZM175 177V176H174ZM8 178H9V174H8ZM47 178V179H46ZM61 178V179H60ZM91 178H93V176L91 177ZM143 178V179H144ZM27 180H28V177H27ZM62 180V181H61ZM142 180V179H141ZM166 180H167V178H166ZM170 180V178L168 177V181ZM172 180V179H171ZM88 181V182H87ZM17 182V181H16ZM15 180H14V185L13 186H15ZM20 182V181H19ZM18 182V183H19ZM131 182V181H130ZM9 183V184H8ZM25 183V182H24ZM25 183V184H26ZM78 183V184H79ZM95 183V182H94ZM132 183H134V182H132ZM131 183V184H132ZM13 184V182L11 183V185ZM77 184V185H78ZM135 184V183H134ZM134 184H132L133 186H135L136 187V185H134ZM136 184H137V182H136ZM139 184V183H138ZM138 184H137V186H138ZM197 185V184H196ZM199 185V184H198ZM19 186V185H18ZM89 186H92V187H89ZM131 186V185H130ZM9 187H10V185H9ZM32 187V186H31ZM11 188H12V186H11ZM15 188H16V186H15ZM30 188V189H29ZM90 188H91V190H90ZM10 189V188H9ZM4 190H2V191H4ZM12 190H14V189H12ZM90 191H92V192H90ZM186 191V190H185ZM188 191V190H187ZM208 192L207 193H210L209 191L210 190H207ZM206 192V191H205ZM78 193H80V192H78ZM82 194V195H83ZM211 194H214V193H211ZM81 195V196H82ZM186 195V194H185ZM188 196V195H187ZM14 197H16V196H14ZM83 197V196H82ZM134 197V196H133ZM81 198V197H80ZM131 198V197H130ZM81 199V200H82ZM117 199H119L118 197H117ZM132 199V198H131ZM177 202H178V200H177ZM180 202V201H179ZM176 203V202H175ZM181 203L182 202H180V203H178L179 204V206L181 205ZM184 203H182V205H183ZM89 205H91V206H89ZM178 206V208L180 209H178L180 212H178L177 211V213H179V214H181L182 215V213H183V206ZM131 207H129V209L130 208H132L133 206L132 205H130ZM189 207V210L191 209V206H188ZM207 207V209H208V211L210 212V209H209V207L208 206H206ZM206 207H205V209H206ZM262 207V206H261ZM76 208H74V209H76ZM81 208V209H82ZM93 208V207H92ZM134 208V207H133ZM256 208V207H255ZM79 210V209H78ZM92 210V209H91ZM64 211V212H63ZM93 211V210H92ZM206 212H207V210H206ZM208 212V213H209ZM63 213V214H62ZM190 213V212H189ZM188 213V214H189ZM202 213H204L205 214V212H203V210H202ZM65 214H66V212H65ZM114 214V213H113ZM185 214H187V213H185ZM194 214V216L197 214H195V212L193 213ZM80 215V214H79ZM78 215V216H79ZM94 215V214H93ZM158 215H160L159 216V219H160V221H161V219L163 220V217H162V215L161 214H158ZM180 215V216H181ZM206 215V214H205ZM229 215V214H228ZM237 215H238V217H239V215H241L240 213L238 214L237 213ZM112 216V215H111ZM113 216H115V215H113ZM189 216H190V214H189ZM66 217V216H65ZM160 217H162V218H160ZM192 217V216H191ZM204 217V216H203ZM229 217V219H230V215L228 216ZM241 217V216H240ZM239 217V218H240ZM78 218H80L81 219V217H78ZM114 218H116V217H114ZM118 218H120V216H118ZM118 218H116L115 220H116V222H118L119 224L121 223L120 221H118ZM205 218H207V216L205 217ZM65 219V218H64ZM85 219V218H84ZM110 219H112V218H110ZM131 219H133V217L131 218ZM159 219H158V221H159ZM165 219V218H164ZM229 219H227V220H229ZM67 220V219H66ZM72 220V219H71ZM83 220V219H82ZM120 220H121V218H120ZM135 220V219H134ZM95 221V220H94ZM113 221L114 220H112V224H113ZM165 221V220H164ZM69 222V221H68ZM74 222V221H73ZM92 222V221H91ZM98 222V221H97ZM106 222V221H105ZM122 222H123V220H122ZM133 222V221H132ZM162 222V221H161ZM64 223H66V222H64ZM63 223V224H64ZM87 223V222H86ZM109 222H106L105 224H108ZM156 223V224H155ZM155 225H160L161 223H157V220L155 221ZM165 223V222H164ZM163 223V224H164ZM206 223V222H205ZM264 223V222H263ZM61 224V225H60ZM68 224V223H67ZM88 224V223H87ZM92 224V223H91ZM97 224V223H96ZM115 224L117 225V223H114V226H115ZM118 224V225H119ZM121 224H123V223H121ZM44 225H46V227L44 226ZM70 224H68V226H69ZM101 225V224H100ZM89 226V225H88ZM109 226V228L111 229V222H110V224L108 225ZM108 226H106V227H108ZM113 226V225H112ZM113 226V227H114ZM146 226V225H145ZM64 227V226H63ZM66 227H67V225H66ZM90 227V226H89ZM144 227V226H143ZM148 226H146V228H147ZM152 227H154V226H152ZM68 228V227H67ZM82 228V227H81ZM104 228V227H103ZM155 228H157L156 226H155ZM155 228H152L153 230V235H155L156 233H155V231H154V229ZM75 229V228H74ZM74 229L72 230L73 232H75L74 231ZM98 229V228H97ZM96 229V230H97ZM144 230H146L145 229V227L143 228ZM148 229V228H147ZM159 229H160V226H159ZM83 230V229H82ZM144 230H143V232H144ZM150 230V229H149ZM256 230V235H257V238H264L263 236H264V234H263V232H262V229H260V228H258V229H254V231ZM71 231V230H70ZM72 231L71 232H69V233H72ZM116 231V230H115ZM158 230L156 229V232H157ZM91 232V233H90ZM95 232V231H94ZM99 232V231H98ZM101 232V231H100ZM99 232V233H100ZM103 232H104V230H103ZM114 232V231H113ZM145 232H147L146 233V237H145V235L142 233L141 235H134L133 236V232H131V235H132V237H135L136 238V236H137V238L139 239V240H141L143 237V241L145 240V239H151L152 238V240H153V237H149V238H147L148 236V233L150 234V232H148V231H145ZM144 232V233H145ZM97 233V232H96ZM138 233V232H137ZM136 233V234H137ZM94 234V233H93ZM101 234H102V232H101ZM101 234H99V235H101ZM110 234V233H109ZM103 235H105V234H103ZM143 235V237L142 238H140V236H142ZM152 235V236H153ZM80 236V237H79ZM150 236H151V234H150ZM157 236V235H156ZM156 236H155V238H156ZM89 237V238H88ZM131 237V238H132ZM94 238V237H93ZM100 238V237H99ZM114 238V237H113ZM120 238V237H119ZM134 238V241L136 240ZM154 238V239H155ZM95 239V238H94ZM97 239V238H96ZM186 240V239H185ZM83 242V244H82V242ZM136 241H138V240H136ZM142 241V242H143ZM171 241V240H170ZM99 242V241H98ZM109 242V241H108ZM138 242H140V241H138ZM141 242V243H142ZM145 242H148V240L146 241L145 240ZM152 242V241H151ZM100 243H102V241L100 242ZM139 244L137 247L139 248V247H141V245H143V243L142 244ZM113 243H110L109 244V246H105L106 248H104V246L102 247L103 249L102 250H104L105 251V253L103 254L104 255V257L106 258V260L105 261H103V262H105V264H106V261L108 262L107 264H119V263H121V264H123L127 259V261H129V258H125L126 260L124 261V258L121 260V261H124V262H119L118 260H116L115 261V259H117L118 257V249H114L113 248V245H112ZM146 244V243H145ZM148 244V243H147ZM149 244H150V242H149ZM148 244V245H149ZM104 245V244H103ZM111 245H112V247H111ZM115 245V244H114ZM118 245V244H117ZM135 245H137L136 244V242H135V244L133 245V246H135ZM170 245V244H169ZM183 245V244H182ZM132 246V248H134ZM145 246V245H144ZM152 246L153 245H151V249H152ZM155 246V245H154ZM154 246H153V248H154ZM136 246H135V250H136V248H137ZM143 247V246H142ZM146 247V246H145ZM183 248H184V246H183ZM98 249V248H97ZM125 249V248H124ZM133 249V250H134ZM82 250V249H81ZM90 250V249H89ZM92 250V249H91ZM101 250V249H100ZM99 250V251H100ZM129 251H130V249H128ZM128 250H125V251H128ZM132 250V249H131ZM134 250V251H135ZM141 250V248H139V251ZM201 250V249H200ZM200 250H199V252H200ZM83 251V250H82ZM86 251V250H85ZM93 251V250H92ZM98 251V252H99ZM124 250L122 251L123 252V254H124V252H125ZM129 251H128V255H130L129 254ZM137 251H138V249H137ZM133 252V258L136 256V259L138 260H143V259H145V260H147V261H145V262H138V261H135V263H134V261L132 260V259H130V262L129 263H127V262H125V264H167L166 262H168V263H172V260H170L171 262H169V261H166L165 262V260H169V258H170V256L168 255V256H165L166 254L165 253H168V254H170L169 252H166V251H164V255H162V257L163 256H165V257H163V258H161V259H159V260H157V261H155V260H153L154 262H152V261H148V259L149 260H152V259H154V258H152V259H150V255L151 254H147V257H148V255H149V258L148 259H146L147 257H146V255L144 254H142V255H140V256H142V258H137V256L139 257V255H137V253L139 252ZM142 251V250H141ZM140 251V252H141ZM174 251V250H173ZM181 251V250H180ZM79 252V251H78ZM88 252V251H87ZM97 252V253H98ZM121 252V253H122ZM142 252H144V251H142ZM141 252V253H142ZM175 252V251H174ZM199 252H198V255H199ZM89 253V252H88ZM101 253V252H100ZM120 253V252H119ZM120 253V254H121ZM126 253V252H125ZM139 254V253H138ZM173 253H171V255H172ZM90 255H92V254H90ZM98 255H99V253H98ZM101 255V254H100ZM135 255V256H134ZM155 256H156V254H154ZM153 254L151 255V256H154ZM125 256V255H124ZM144 256V257H143ZM160 256V255H159ZM178 256V255H177ZM181 256V255H180ZM200 256V255H199ZM117 257V258H116ZM126 257H129V256H127L126 255ZM131 257V255H130V258H132ZM158 256H156V258H157ZM161 257V256H160ZM173 257H174V255H173ZM172 257V258H173ZM102 258V257H101ZM98 259V258H97ZM100 259V258H99ZM191 259V258H190ZM193 259H195V257L193 258ZM81 260V259H80ZM176 260V259H175ZM87 261H88V259H87ZM117 261H118V263H117ZM197 261V260H196ZM102 263V262H101ZM177 263V262H176ZM175 264V263H174ZM201 264V263H200Z\"/></svg>",
  "mask_w": 264,
  "mask_h": 264
}]
</instances>
